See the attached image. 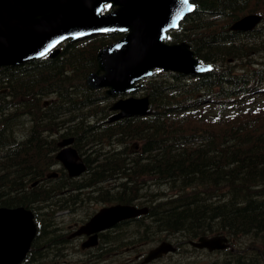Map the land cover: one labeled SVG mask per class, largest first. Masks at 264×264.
Listing matches in <instances>:
<instances>
[{
  "label": "trees",
  "instance_id": "trees-1",
  "mask_svg": "<svg viewBox=\"0 0 264 264\" xmlns=\"http://www.w3.org/2000/svg\"><path fill=\"white\" fill-rule=\"evenodd\" d=\"M193 1L199 15L169 33L170 41L186 40L197 57L216 65L197 76L155 72L143 81L150 101L146 113L108 121L107 96L84 82L96 67L98 49L121 33L66 41L53 58L0 66V205L29 207L38 223L21 264L48 263L60 254L66 239L53 217L71 204V196L80 200V191L91 184L99 196L107 195L112 192L102 183L113 180L118 201L131 202L143 176L156 188L149 222L132 227L134 241L158 237L161 230L171 235L163 229L186 238L225 232L240 243L206 264H263L264 0ZM256 9L262 23L244 44L233 42L237 33L225 29L229 22L207 18ZM60 135L73 136L75 148L86 149L89 157L76 192L62 182L58 188L33 184L55 162ZM97 192L89 190V196Z\"/></svg>",
  "mask_w": 264,
  "mask_h": 264
},
{
  "label": "water",
  "instance_id": "water-1",
  "mask_svg": "<svg viewBox=\"0 0 264 264\" xmlns=\"http://www.w3.org/2000/svg\"><path fill=\"white\" fill-rule=\"evenodd\" d=\"M114 8L101 13L103 3ZM194 8L189 0H0V66L19 64L46 53L64 39L75 41L92 34L125 32L118 40L102 47L96 54V69L85 83L91 89L106 87L115 95L138 89L137 83L150 76L156 67L182 73L209 69L201 64L185 41L167 43L166 30L178 26L179 20ZM260 19L251 14L233 24V28L251 29ZM58 52L53 50L50 55ZM148 96H126L113 102L118 110L113 118L144 112ZM112 118V119H113ZM65 139L59 145L70 143ZM63 160L70 175L84 170L75 149L67 146L56 156ZM132 205L115 204L103 207L82 224L74 234H90L113 225L116 221L146 212ZM36 234L33 212L24 207L0 206V264H20ZM222 235L200 236L191 244L208 249L223 248ZM96 242V234L83 243ZM163 242L151 249L144 261L174 250Z\"/></svg>",
  "mask_w": 264,
  "mask_h": 264
},
{
  "label": "rangeland",
  "instance_id": "rangeland-1",
  "mask_svg": "<svg viewBox=\"0 0 264 264\" xmlns=\"http://www.w3.org/2000/svg\"><path fill=\"white\" fill-rule=\"evenodd\" d=\"M254 58H258V54H256ZM132 94L139 96L142 93L141 92H137V93L134 92ZM104 101H106V99ZM57 188H58V186H57ZM153 192H155V191H153ZM153 192H151L148 195L149 196L148 199L151 198L150 195ZM110 197H111V193H109L107 195H103V198L92 197L94 200H92V198H89V199L83 198V200L80 202L79 205H77V207L70 204V206L69 205L66 206L63 209V211H61V210L58 211V213L55 214L53 217V223H54V225H56V227L60 226L59 228H61V227H66L68 224H73L74 222H79V221L83 220L85 217H87L88 215L92 214L93 211L97 209L99 204H101V202L105 201V199L106 200L109 199ZM163 235H165V234H162V231H160L158 237H154L153 241H149L146 239L139 246H137L135 249H126V245H122L119 248H117L116 250H112L113 253H111L109 255L110 257H107L106 260H104V261H90V264H120V263H124V262L131 263L130 261L132 260L135 253L141 252V253L145 254L150 248L154 247L155 245H157L160 242L158 240V238H160ZM168 237L170 238V240H173V238L175 237L174 239H176L179 242V244L181 245V246L179 245L180 246L179 249L177 251H175L174 253L165 254L164 256H161L158 259L153 260L148 264H186L188 261H190L191 263H196V264H206L207 262L212 261L215 257L221 256V254H218V252H216V251L207 252L205 250H198V251L194 250L193 247H191L188 244H185L182 241L183 240L181 238L182 236L179 233H175L174 237L173 236H168ZM156 238H157V240H156ZM235 248L236 247H233L232 249L235 250ZM81 258H84L82 255V252H80L74 246L72 247L71 245H65L61 248L59 255H56L55 257H53L51 259V261H49L48 263H43V264H64V263L65 264H73V262H76ZM65 261H67V263ZM69 262H71V263H69ZM139 264H141V263H139Z\"/></svg>",
  "mask_w": 264,
  "mask_h": 264
},
{
  "label": "flooded vegetation",
  "instance_id": "flooded-vegetation-1",
  "mask_svg": "<svg viewBox=\"0 0 264 264\" xmlns=\"http://www.w3.org/2000/svg\"><path fill=\"white\" fill-rule=\"evenodd\" d=\"M223 22V26H225L226 25V23H228L229 22V24H230V21H228V20H226V19H219V22ZM228 24V25H229ZM243 34V33H242ZM244 35V34H243ZM244 37H245V35H244ZM27 123V122H26ZM26 126H28V124L26 125ZM51 137V136H50ZM55 137H57V136H55ZM82 153H84V154H86V156H87V151H86V149H84V150H82ZM88 157V156H87ZM89 158V157H88ZM90 160V159H89ZM59 165H60V168H61V171H62V175H63V178H64V181L60 184V185H68L72 190H73V192H76L77 190H76V183L74 182V180L72 179V176H69V174H68V172L65 170V168L59 163V162H57ZM89 163V162H88ZM91 164V163H90ZM90 164H89V166H90ZM91 167V166H90ZM58 172V174H60V172L59 171H57ZM57 174V176L59 177V175ZM57 177V178H58ZM61 177V176H60ZM59 177V178H60ZM80 177H81V175H80ZM62 179V178H61ZM79 179V177H76L75 178V180H78ZM82 179H84L85 180V178H82ZM87 180V179H86ZM80 182V181H79ZM90 182H92L91 180H90ZM90 189H91V187H89ZM92 190V189H91ZM80 192H82V190L80 191ZM99 193V192H98ZM98 193H94L93 195H92V197H100L99 195H98ZM92 197H90V198H92ZM93 199V198H92ZM94 200V199H93ZM96 201V200H95ZM73 225H75V224H73ZM73 225H71V224H69L68 225V230H65L64 231V233H65V239H67L68 238V236L70 235V233L73 231ZM99 238H100V233H99ZM80 238H83V236L82 237H80ZM76 238L75 237H73L72 239L71 238H68L67 240H75ZM105 245V244H104Z\"/></svg>",
  "mask_w": 264,
  "mask_h": 264
},
{
  "label": "bare ground",
  "instance_id": "bare-ground-1",
  "mask_svg": "<svg viewBox=\"0 0 264 264\" xmlns=\"http://www.w3.org/2000/svg\"><path fill=\"white\" fill-rule=\"evenodd\" d=\"M246 38V37H245ZM114 41V40H113ZM3 87V86H2ZM52 96V95H51ZM16 99V98H15ZM55 139H56V149H55V154H56V156L61 152V148H59V143H60V139L58 138V136L57 137H55ZM56 161L57 162H59L64 168H65V170L68 172V174H69V176H71L70 175V172H69V170L67 169V167L64 165V163H63V160H61V159H58L57 157H56ZM9 163V162H8ZM4 167V166H3ZM1 168V167H0ZM2 169V168H1ZM6 170V169H5ZM21 175H22V173H21ZM23 176H26V175H23ZM22 176V177H23ZM92 185V184H91ZM91 185H89V187L91 186ZM91 189H94L95 190V192H97L96 191V189L95 188H91ZM90 189V190H91ZM98 193V192H97ZM58 195V194H57ZM65 197V196H64ZM89 199V198H88ZM93 200V199H92ZM106 200V199H105ZM58 201V200H57ZM68 203V202H67ZM88 204V203H87ZM64 206V205H63ZM67 206V205H66ZM77 207V206H76ZM86 207V206H85ZM40 208V207H39ZM70 210V209H69ZM86 212V211H85ZM66 216V215H65ZM66 218V217H65ZM72 218V217H71ZM61 221V220H60ZM51 227V226H50ZM155 230V229H154ZM159 230V229H158ZM147 231V230H146ZM156 231V230H155ZM162 231V230H161ZM163 231L164 232H166V233H168V234H171V235H163V236H161L160 238H158V240L160 241L157 245H155L154 246V248H156V247H158L161 243H163V242H168V243H171V242H174V241H177L176 239H174L173 238V240H170V238L168 237V236H173L174 237V234H172V233H169L167 230H164L163 229ZM149 233V232H148ZM157 233V232H156ZM184 234V233H183ZM154 235V234H153ZM182 235V234H181ZM149 236V235H148ZM197 236V235H196ZM150 237H152V236H150ZM183 237V236H182ZM193 237V236H192ZM72 239V238H71ZM183 239V240H182ZM181 240L185 243V244H188V245H190V241H189V239L188 238H186V237H183ZM179 243V242H178ZM184 244V245H185ZM180 245V244H179ZM181 246V245H180ZM191 246V245H190ZM188 247V246H187ZM70 250V249H69ZM65 253V252H64ZM58 255V254H57ZM77 260V259H76ZM49 261V260H48ZM38 263V262H37ZM36 263V264H37ZM26 264V263H25ZM65 264V263H64Z\"/></svg>",
  "mask_w": 264,
  "mask_h": 264
}]
</instances>
